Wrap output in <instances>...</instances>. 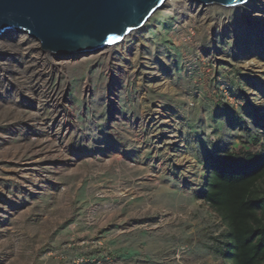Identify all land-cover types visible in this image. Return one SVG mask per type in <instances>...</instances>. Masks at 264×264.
Returning <instances> with one entry per match:
<instances>
[{
    "label": "rangeland",
    "instance_id": "1",
    "mask_svg": "<svg viewBox=\"0 0 264 264\" xmlns=\"http://www.w3.org/2000/svg\"><path fill=\"white\" fill-rule=\"evenodd\" d=\"M255 1L204 19L170 0L111 57L41 78L13 51L0 71V264H227V228L202 193L218 158L264 150Z\"/></svg>",
    "mask_w": 264,
    "mask_h": 264
},
{
    "label": "water",
    "instance_id": "2",
    "mask_svg": "<svg viewBox=\"0 0 264 264\" xmlns=\"http://www.w3.org/2000/svg\"><path fill=\"white\" fill-rule=\"evenodd\" d=\"M191 1L208 6H234L246 0ZM163 2L0 0V34L23 30L41 40L44 49L54 53L94 51L120 42L143 26Z\"/></svg>",
    "mask_w": 264,
    "mask_h": 264
},
{
    "label": "trees",
    "instance_id": "3",
    "mask_svg": "<svg viewBox=\"0 0 264 264\" xmlns=\"http://www.w3.org/2000/svg\"><path fill=\"white\" fill-rule=\"evenodd\" d=\"M202 197L224 222L227 264H264V150L218 158Z\"/></svg>",
    "mask_w": 264,
    "mask_h": 264
},
{
    "label": "bare ground",
    "instance_id": "4",
    "mask_svg": "<svg viewBox=\"0 0 264 264\" xmlns=\"http://www.w3.org/2000/svg\"><path fill=\"white\" fill-rule=\"evenodd\" d=\"M168 1H170V0H165L159 8H165ZM179 1L182 3V5L187 6L189 8L190 12H192L195 16L202 17L204 19L208 18L209 14H210L209 9H208V5H205V4L200 3L198 1H191V0H179ZM248 1L251 2L252 0H246L245 2L237 4L236 6L241 7V10L243 11V13L244 12L252 13L256 9L255 8L256 6H255V4L250 5ZM253 1L256 2L255 0H253ZM259 1H261V0H259ZM225 7H228V6H225ZM229 7H232V6H229ZM143 26H141L140 28H142ZM9 31H4L0 34V71L2 72V70L5 69L6 67L9 69L10 67L8 65H9L10 58L12 57V54L14 53L13 51L18 50L20 52V50H21L20 53H21L23 59L25 60V67L27 69V72L32 71V73H34V75H36V77H38V78L45 76L46 73L49 70H51L52 68H56L59 70H61V69L66 70V68H69L72 65H76V64L82 62V59H84L87 55L111 57L113 54V49L120 44L118 42L119 44L115 43L113 45H109V46H106L102 49H97L94 51L89 50V51H84V52H79V53L78 52L54 53V52H51V51L44 49L41 40L35 38L32 35L31 36L34 37L35 39H29L30 37L26 36L24 38V40L26 39L24 42L22 41L19 43H15L13 36L12 35L9 36V34H8ZM14 31H16V30H14ZM21 31H23V30H21ZM132 32H130L129 34H131ZM124 38L121 41H123ZM28 73H25L23 75L24 76V82H30V77L33 76V75L30 76ZM16 80L18 81L16 83L18 86L19 85V79H16ZM38 99H39V97H38ZM37 151H38V149H37Z\"/></svg>",
    "mask_w": 264,
    "mask_h": 264
},
{
    "label": "snow or ice",
    "instance_id": "5",
    "mask_svg": "<svg viewBox=\"0 0 264 264\" xmlns=\"http://www.w3.org/2000/svg\"><path fill=\"white\" fill-rule=\"evenodd\" d=\"M161 2H163V0H161ZM109 39H112L111 37Z\"/></svg>",
    "mask_w": 264,
    "mask_h": 264
}]
</instances>
